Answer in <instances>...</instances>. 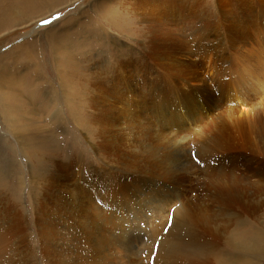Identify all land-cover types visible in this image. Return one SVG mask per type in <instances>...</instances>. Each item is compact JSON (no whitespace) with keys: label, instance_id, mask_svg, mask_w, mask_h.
I'll use <instances>...</instances> for the list:
<instances>
[{"label":"rangeland","instance_id":"obj_1","mask_svg":"<svg viewBox=\"0 0 264 264\" xmlns=\"http://www.w3.org/2000/svg\"><path fill=\"white\" fill-rule=\"evenodd\" d=\"M138 4L140 7L137 8ZM137 10H145L155 15H193L191 18L193 27L197 23L200 27L203 21L209 19L210 24L205 26L206 37L207 41L213 43L212 47L208 45L209 43H204L203 55L207 57L210 53L209 63L212 68L204 69L197 65L198 67L193 66L192 69H188L190 73L187 72L188 70L184 72L187 77L183 73L172 81L163 77L160 83L147 80L145 83L141 82L142 92L138 93L139 97L135 102L137 109L135 114L111 111L116 118L121 115L119 121L125 116L132 115L135 118L138 116L137 123L135 122L137 125L131 128L135 134L129 128H125L126 123L122 125L124 128L121 127L123 130L114 126L120 132L118 129L110 130L114 129L113 127L103 131L102 125L89 127L85 125L84 115L79 111V109L83 110L80 96L70 97V90L66 86L69 83L71 86L75 85L74 81L70 80L71 74L55 71L65 69L63 62L57 63L54 59L53 52L55 48L59 49L61 43H58L59 39L52 40L53 34L68 36L69 46L71 49L74 48L75 53L86 54L87 59L92 61L104 58L107 67L115 61V53L127 55L128 57L124 59L131 58L137 62L141 60L140 46L133 43L126 21L135 20L140 25L149 24L147 14H144L147 19H141ZM0 26V83L4 84L3 87H7L6 98L0 97V228L8 230L5 248L0 252V264H55L57 256L45 246L49 242L54 250H58L54 246L56 244L61 246L60 250L63 248L64 221L60 223L55 220L58 224L51 222L53 228L56 226L53 229L50 225H48L50 227H42L45 223L40 219L44 220L42 215H44L45 184L51 178L49 175L56 160L72 161L76 167L103 173V169L106 170L108 166L117 164L115 160L138 153L137 148L134 147L137 144L158 145L157 142L173 141L176 137H179L175 139L176 141L184 139L187 142L191 140L192 143L197 133L205 129L216 114L220 112L228 114L229 106L232 104L238 105L239 112H244L241 114L242 118L240 114L236 115V118L247 117L246 119L252 121L251 123L264 125V0H0ZM185 28L190 27L185 26ZM220 32V43H214V39L219 37L216 35ZM134 36L135 34L132 35ZM209 50H214V53ZM55 53L58 54L57 51ZM81 59L86 60L84 57ZM127 60L124 63L126 67L131 63ZM119 69L116 67L115 71ZM199 72L201 76H207L206 89L203 83L201 86L203 92L197 88L199 86L197 83L189 82L191 76ZM152 74H159L158 69L154 67ZM131 76L132 73L121 79L120 76L111 77V80L116 85H120V88H124L130 84ZM8 81L10 83H7ZM186 83L187 87L183 86ZM3 87H0V93L4 91ZM240 96L244 97L246 103L250 102L247 108L240 101ZM11 97L21 100L23 104L18 102L16 104L10 102V104L8 99L10 101ZM156 97L159 98L158 101ZM154 105L160 108L156 111ZM216 106H219V110L213 111ZM206 109H210V115L199 120L200 114L204 115ZM107 115L112 114L107 113L105 116ZM187 126H190L189 129ZM261 128L262 126L257 133L259 137ZM160 134L168 135L161 137ZM149 135L153 137H148ZM142 136L145 140H142ZM134 138L137 141L132 145ZM118 139L120 140L117 142ZM144 141L147 145L143 143ZM115 143L120 148H117ZM90 144L108 146L110 151H107L111 155H92L89 151ZM131 145L134 148H131ZM123 151L125 153L127 151V155ZM118 153L122 156L119 157ZM179 154H184L187 159L195 161V151L191 147L190 150H181ZM238 171L251 183L257 181L250 176L251 170H244L239 166ZM207 181L195 184L185 175L182 187H187H181L183 198L171 205L162 193L161 187L154 188L153 196L139 207L125 208L121 205L125 198L118 200L116 199L118 196L110 199V206L105 204L102 198L97 199L98 204L94 203L91 210L99 218L97 225L104 243L117 234L124 237L122 249H111L114 255L104 253L105 257L102 259L113 260L115 264H155L151 253L157 254L158 245L170 229L174 213L180 204L191 206L195 213L198 205H192L196 203L197 198L202 199L203 194L205 198L218 194L215 192L216 187L214 185L209 187ZM260 185L264 188V181L262 184L260 182ZM220 193L222 197L224 193ZM262 194L264 195V192ZM154 198L168 202L167 209L148 210V205ZM253 198L254 201L257 200L256 196ZM256 202H258L255 203L257 209L251 211L236 209L237 219L231 225L230 232L234 238V248L223 240L225 237L220 238L216 252L207 260L201 259L203 264H264V205L260 207L259 201ZM53 203L55 201L50 204ZM143 224L147 230H143ZM109 225L113 226V229L106 233L105 230L109 229ZM166 250L158 254L160 259L166 260ZM186 255V257L176 256L177 262L184 264L187 259L194 258L189 253Z\"/></svg>","mask_w":264,"mask_h":264},{"label":"bare ground","instance_id":"obj_2","mask_svg":"<svg viewBox=\"0 0 264 264\" xmlns=\"http://www.w3.org/2000/svg\"><path fill=\"white\" fill-rule=\"evenodd\" d=\"M133 3L135 4V2ZM138 7H140V4L137 5V8ZM137 11L140 13L138 16L139 18L144 19L147 16L149 19L148 25L137 24L135 20L126 21L130 29L133 43L137 44V46H140L141 58L139 59L141 60H137V62H134L135 60H132L131 58H127L128 60L124 59V57L127 55L125 56L120 55V53H115V61L107 67L106 60H104V58H99L97 61L88 60L86 54H77L74 52V48H72L73 50L71 49L69 46L70 38L68 36L53 34V41L59 39L57 40L58 43H61V45L64 44L62 47L59 45V49L55 48L53 55L57 63L60 61L63 62V68L65 70L63 71L57 69L55 71L58 73L69 72L71 74L70 80L74 81L75 85L71 86L69 83L70 86L68 84L66 86L70 90V97L73 96L74 98H77L80 96V105L83 110L79 109V111H81V114L84 115L83 120L85 125L89 127L95 128L99 125H102L101 130L106 131L108 128H114V126L121 128L126 123L127 126H125V128H129V130H131L133 126L137 125L135 122L137 123L138 116L135 118L132 115H124L125 118L121 119L122 121L120 120V122L119 116L121 115L116 118V116H114L111 111L115 110L116 112L135 114V111L137 110L135 102L139 97L138 93L142 92L141 82L145 83L147 80L148 82L152 81L153 83H160L163 77L166 80L170 78L172 81V79L175 77H179L180 75L182 76L186 70L192 69L191 67L197 65L204 69L212 68V65L209 63L210 53H208L207 57L203 55L204 43H209V46H211L213 43V41H207L208 38L206 37L207 32L205 26L210 24L208 21L209 19L203 21L200 27L197 25L198 23L195 27H193L191 26V18L193 15H155L145 10ZM144 14L147 15L145 16ZM159 16L162 17L160 18ZM185 26L190 28L186 29ZM177 29L180 30L177 31ZM221 32L216 35L219 37L218 39H214V43L220 41ZM133 34H135L136 37H132ZM232 44H234V41ZM77 46L78 45H76V47ZM222 46H224V44ZM214 50H216V48ZM214 50L209 51L214 53ZM55 51H57L58 54L55 53ZM232 55L234 56V54ZM82 57H84L86 60L81 59ZM126 60L131 61L130 65H127V67L125 66L126 64H124ZM116 67H119L120 69L115 71ZM154 67L158 69L159 74H152ZM187 72H189V70ZM130 73L133 74V76H131V82L124 88H120V85H116V83H113L111 80V77L116 78L120 76L119 78L121 79ZM214 75L216 76V74ZM205 77L201 76V73L199 72L198 74H193L189 79V82L197 83L199 85H196L197 88L202 91L201 86L203 84L205 86V82L207 80ZM7 83H10V81ZM186 85L188 84H183V86ZM3 86L4 84L1 85L0 83V87ZM206 87L207 85L205 86V89ZM3 88L4 91L0 93V97H5V94L7 93V87ZM148 89L150 91L151 87L149 86ZM233 96L236 97V95ZM11 98L12 99L10 101L8 99L9 103L12 102L16 104V102H18L19 104H23L21 100H18L14 97ZM239 98L240 101L245 104V108L250 105V102L246 103L244 97L240 96ZM155 99L157 101L159 100L157 97ZM231 101H234V99H231ZM239 106L241 105L239 104ZM237 107L238 105L232 104L229 106L228 114H223L221 112L220 114H216L214 119L210 121V124L207 125L205 129L203 128L197 133L195 136L196 138L192 143L191 140L187 142L184 139H182L184 141L177 140V142L175 139H178L179 137H176L173 139V141L168 139L169 141L166 140L167 142H163L160 140L163 143L159 144L161 142H157L158 145H154V143L152 146H139L137 144L138 146L136 145L137 147H134L137 148L138 153L132 152L130 150L132 153L136 154L130 155L129 157H122L121 160H115L117 164L115 163L111 167L108 166V169L106 170L103 169V173L92 169L76 167L72 161L63 162V159L56 160V162H54L52 172L49 175L51 178L45 184L44 188V215H42L44 220L39 218L40 221L42 220L43 223H45V225L42 227H46L48 225L51 226V222H53V224H58L55 223V220L60 223L64 221L62 226L64 231L63 248L60 250L61 246L56 244L54 246H56L58 250H54L49 242L45 246L46 249L50 250L55 254V256H57L55 264H115L113 263V260L105 261L102 258L105 257L104 253H108V255H114L111 249L121 250L124 243V237L123 235L117 234L111 240L104 243L97 225L99 218L94 215L91 210V207L94 205V203H97V199L102 198V201L110 206V199L118 196L116 199L125 198V201L121 202V205H124L125 208L139 207V205L143 204L148 198L153 196L154 188L161 187L162 193L168 198L171 205L174 202H177L178 199L183 198L181 189L187 187H182L184 184L185 175L195 184L208 180V186L211 187L214 185L216 187L215 192L218 194L213 196L211 195L209 198H205L203 194L202 199L197 198L196 203L192 205H198L195 213H193L191 206L180 204V207L177 208L174 213L173 223L170 229L167 233H165L160 244L158 245L157 254L156 252L154 255L151 253V258L155 260V264H179L177 262L176 256L186 257V253H189L194 258L187 259L184 264H203V260L209 259L212 254L216 252V246L219 239L222 237H225L223 240L234 248V238L230 232L231 225L234 224L235 220L237 219L236 209H249L247 211L257 209L258 206L256 207L255 204L258 203L256 202L257 200L259 201L260 207L264 205V195L262 194L264 192V188L260 185V182L262 184L264 181V125L251 123L252 121L246 119L247 117L243 119H240V117L236 118V115H241L244 113L239 112ZM159 108L160 107L158 105H154V109H156V111ZM215 110H219V106H216L213 111ZM209 112L210 109H206L204 115L200 114L199 120L206 117ZM107 113L112 115L105 116ZM221 114L222 116H220ZM242 117L243 116L241 115V118ZM122 122L123 124H121ZM140 125L138 124V126ZM261 126V136L259 137L257 133ZM189 127L187 126L188 129ZM115 129L118 128L110 130L115 131ZM128 131L126 130V132ZM188 131L189 130H187V133ZM207 131L210 132L208 133ZM133 133L135 134V132ZM133 133H131V135ZM105 134L101 135L104 136ZM173 134L175 135V133ZM167 135L164 134L163 136L165 137ZM150 136L151 135L148 137ZM122 137L124 136L122 135ZM143 137L144 136H142V138ZM151 137H153V135ZM114 138L116 139V133ZM120 139L116 141L118 142ZM142 140L145 139L143 138ZM156 140L158 139L156 138ZM156 140L154 142H156ZM122 141L125 140L122 139ZM135 141H137V139L134 138V142L130 143L135 145ZM143 143L146 144L145 141ZM127 145L129 147L130 144L128 143ZM132 145L130 146L131 148L133 147ZM116 146L117 148L119 147L117 144ZM107 147H105L103 144H90L89 151L92 153V155L104 154L110 156L111 154L108 153L110 149L108 150ZM190 147L195 151V161L187 159L184 154H179L181 150H190ZM123 150L125 151V149ZM125 154L127 155V151ZM119 155V157L122 156L121 154ZM44 162L46 161L44 160ZM239 166L243 167L244 170H251L252 175L250 176H252V178H256L257 181L255 183H251L247 177L241 176L240 171H238ZM85 190H87V192H85ZM220 192H223L225 195L223 194L221 197ZM253 196L257 197L256 201H254ZM54 201L55 203L50 204ZM167 207L168 202L154 198V200L148 205V210L155 209L157 211H164L167 209ZM129 218L130 217L128 216V220H130ZM69 221H71V223H69ZM2 225H4V223ZM173 226L175 227L172 228ZM54 228H56V226ZM112 229L113 226L109 225V229L106 228L105 231L106 233H109V230ZM143 230H147L145 224H143ZM7 232L8 230H6V228H0V252L5 248L8 235ZM165 250L166 260H162L158 254L164 253ZM157 261L160 262L157 263Z\"/></svg>","mask_w":264,"mask_h":264}]
</instances>
